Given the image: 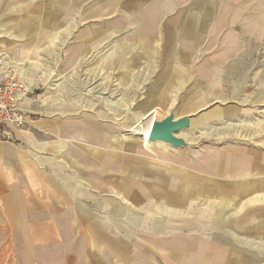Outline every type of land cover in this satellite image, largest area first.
<instances>
[{"label":"crops","instance_id":"1","mask_svg":"<svg viewBox=\"0 0 264 264\" xmlns=\"http://www.w3.org/2000/svg\"><path fill=\"white\" fill-rule=\"evenodd\" d=\"M12 33L27 36L23 50L50 52L55 77L99 56L95 81L115 68L117 98L118 82L138 84L129 109L105 101L134 115L130 135L140 140L60 91L24 100L27 124L0 126V264L264 258L249 237L264 234L251 220L264 213V0H0V35ZM170 112L190 117L177 133L187 145L148 144L154 120ZM223 203L243 204L233 234L243 250H219L215 233L203 246L215 211L228 221Z\"/></svg>","mask_w":264,"mask_h":264},{"label":"rangeland","instance_id":"2","mask_svg":"<svg viewBox=\"0 0 264 264\" xmlns=\"http://www.w3.org/2000/svg\"><path fill=\"white\" fill-rule=\"evenodd\" d=\"M41 1V0H40ZM27 21V20H23ZM109 24L111 21L109 20ZM115 24V20L113 21ZM111 24V25H114ZM12 36V37H11ZM27 36L26 35H19V34H2L0 35V52H5L7 56L16 62L18 64L19 68L24 70V74L28 79L33 80L35 82V87L33 91L35 92V98L38 96V93H45L48 92L49 95L56 94L58 91H60V95L66 97L67 99H71L72 102H75L74 100L78 101L77 107L83 106L85 109L91 114L99 116L98 113L103 112L106 113L104 116L108 118L109 120H120L123 122V134L126 139L133 140L138 139L136 136H131L130 133L132 129L134 128V121L131 120L134 115L130 113H125L121 115H117L115 108L117 107H110L105 101V97H108L111 99V101H114L116 103H119L120 106H118L121 110H127L128 105H130V102L132 101V90L134 85L133 83H127L125 80L123 82H118V85L120 87L119 90L123 91L122 97H116V86L117 82H115V68H108L107 77H103L98 82L95 81V78H99L100 76V66H99V56L93 57L92 60V66L87 68L85 72H71L70 74H67L66 76H63V78H60L58 76H53L58 73L57 68H53L51 65L52 58L50 56L41 57V56H35L36 52L33 50L35 46H32V48L27 52L23 50V46H21L22 43H26ZM50 48V47H49ZM114 45L108 47V54H111L113 52ZM37 55V54H36ZM41 55V54H40ZM31 62V63H30ZM97 62V63H96ZM110 62V60L108 61ZM95 64V65H94ZM53 72V73H52ZM57 75V74H56ZM102 75L105 76V72H102ZM58 77V78H57ZM106 80V81H105ZM90 88H96L99 92H107V94H103L98 97H92L88 96V89ZM57 96V95H56ZM59 96V94H58ZM81 103V104H80ZM140 140V139H138ZM207 201L203 199L202 204L204 207L207 206ZM210 203V202H209ZM201 204V203H199ZM221 204V202H220ZM224 208L219 211L220 215H226L227 217L218 219L216 218V211H215V226L210 225L209 223L206 225V228L203 226L201 228V231L203 232V246L208 247L211 245V240L208 238H211V233H215L213 238V241L215 242V246H218L219 250L223 251H232L233 248L242 249L243 246L240 243H236V238L239 239L241 237V233H236L235 237H233V234L237 231V225L242 226L244 223L241 219H243V204L239 206V208L232 210L231 205H227V203H223ZM215 205H218V202L215 201ZM255 206V205H254ZM252 206V207H254ZM256 206H264V204H258ZM228 208V209H227ZM206 209V208H205ZM234 213V214H233ZM259 215V216H257ZM253 214L251 216V220L253 223H261V226H263L264 230V213L262 215L260 214ZM235 216V217H234ZM209 216L204 214L205 223L210 222L211 220L208 219ZM233 218H236L237 220H241V222H237V220H234ZM226 219V220H223ZM233 221L236 223L234 224ZM249 223V221H248ZM213 229V232L211 230ZM242 228V227H241ZM260 230V229H258ZM235 231V232H234ZM253 243L258 245H264V234L263 235H252L249 236ZM235 238V239H234ZM208 240V241H207ZM258 248L255 247V250ZM243 250V249H242ZM264 251V250H263ZM257 253V252H256ZM240 264H249L243 259L236 260V262ZM251 264H264V258L257 257L255 260H252Z\"/></svg>","mask_w":264,"mask_h":264},{"label":"built area","instance_id":"3","mask_svg":"<svg viewBox=\"0 0 264 264\" xmlns=\"http://www.w3.org/2000/svg\"><path fill=\"white\" fill-rule=\"evenodd\" d=\"M34 87L35 82L25 76L23 69L9 56L0 53V126L22 128L27 124L28 116L20 105L35 95Z\"/></svg>","mask_w":264,"mask_h":264},{"label":"water","instance_id":"4","mask_svg":"<svg viewBox=\"0 0 264 264\" xmlns=\"http://www.w3.org/2000/svg\"><path fill=\"white\" fill-rule=\"evenodd\" d=\"M190 127V117L176 119L175 113L170 112L161 120H154L148 137L149 143L163 142L174 147H184L187 142L177 133Z\"/></svg>","mask_w":264,"mask_h":264},{"label":"bare ground","instance_id":"5","mask_svg":"<svg viewBox=\"0 0 264 264\" xmlns=\"http://www.w3.org/2000/svg\"><path fill=\"white\" fill-rule=\"evenodd\" d=\"M21 69V68H20ZM24 71V70H23ZM144 121H146V119L144 120ZM141 126L139 127V130L138 131H140V133H142L143 131H145V130H147L146 128H144V125L143 124H140ZM148 144H150L149 142H148Z\"/></svg>","mask_w":264,"mask_h":264}]
</instances>
